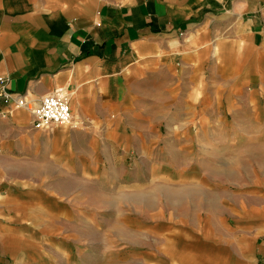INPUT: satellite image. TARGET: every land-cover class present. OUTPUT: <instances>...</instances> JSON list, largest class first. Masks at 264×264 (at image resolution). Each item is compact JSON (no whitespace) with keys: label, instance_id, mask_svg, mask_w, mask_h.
Here are the masks:
<instances>
[{"label":"crops","instance_id":"obj_1","mask_svg":"<svg viewBox=\"0 0 264 264\" xmlns=\"http://www.w3.org/2000/svg\"><path fill=\"white\" fill-rule=\"evenodd\" d=\"M0 78V90L34 105L61 92L73 116L67 128L38 129L27 108L0 96V264H34L33 205L45 207L68 179L70 190L79 179L126 186L129 154L141 158L142 142L158 143L157 122L142 131L140 96H197L190 114L214 95L231 114L176 126H264L254 117L264 110V0H0ZM189 132L167 138L189 161L162 173L165 203L156 196L144 228L136 217L132 236L120 232L134 239L135 264H264V177H255L264 176V152L255 166L252 136H215L246 162L209 173L245 179L203 183L194 160L206 136ZM154 172L146 184L159 192ZM139 179L129 186L141 191Z\"/></svg>","mask_w":264,"mask_h":264},{"label":"rangeland","instance_id":"obj_2","mask_svg":"<svg viewBox=\"0 0 264 264\" xmlns=\"http://www.w3.org/2000/svg\"><path fill=\"white\" fill-rule=\"evenodd\" d=\"M196 97L187 94L140 96L143 113L141 117L142 131L150 130L145 125V121L150 120L152 124L157 122L159 141L148 145L142 142L141 145L147 151L146 154H142L141 158H138L137 153L135 159L134 153L129 154L131 156L127 157L126 166L132 170V173L125 175L126 186H111L109 190L102 188L106 185L101 179L98 182L79 179L77 190H70V180L68 179L66 183H62V186L66 188L61 191L47 192L44 198L45 207L37 205L31 207L30 212L34 219L29 224L31 245L29 249L34 264H135L134 258H132L134 239L128 238V235H133L134 227H136L134 221L142 217L144 228V224L148 222L146 221L147 214H149V205L153 203V198L159 195L158 201L162 204L165 203V189L169 181L165 180L162 173H165L167 168H182L184 162L189 161L183 160L180 154L175 153V149L172 152L170 148L172 144L167 142V138L171 135L185 134V131L188 130L190 135L202 133L206 136V143L203 144L204 151L196 154L195 158L198 156L199 158L194 160L206 171L204 179L201 178L203 183L209 184L215 181L230 183L234 181L231 180L232 178L244 181V174L209 173L211 168L216 171H224L233 167L240 168L245 164L246 159L241 158L240 154L234 155L231 149H224L225 145L219 148L221 144L217 143L215 136L229 135L232 130H236L239 135L253 137V162L255 166L260 165L259 162L263 157L262 152H264V126L256 125L248 128L206 126L200 128L172 125L177 122V119L183 118L204 117L207 120L222 117L231 118L229 111L221 109L222 104L215 103L219 101L214 95H206L205 111L199 112L202 115H199L198 111L188 114L187 108L197 105ZM262 100L264 101V96H262ZM255 109H258L257 106ZM254 117L264 121V110L257 114L254 113ZM68 125L57 124L56 127L67 128ZM153 130L154 127H152ZM81 144L82 142L78 140L77 145ZM171 155L173 156L171 157ZM232 156L234 158H231ZM247 161L250 162L249 159ZM140 168L142 169L141 175L137 174ZM150 168H152V175ZM154 171L157 173L155 179H157L159 192L149 189V185L146 184L150 182V178L155 177ZM255 177L261 181L264 176L258 174ZM138 179L142 184L141 191L134 190L129 186L133 180ZM60 194H62L61 198L58 196ZM151 194L153 196H150ZM204 208L201 207V210L203 211ZM159 209L161 208L159 207ZM128 218H131L132 221H127ZM120 220L123 222H119ZM15 225L17 224L15 223ZM120 232L127 234L128 237H121ZM146 241L148 240L143 239V242Z\"/></svg>","mask_w":264,"mask_h":264},{"label":"built area","instance_id":"obj_3","mask_svg":"<svg viewBox=\"0 0 264 264\" xmlns=\"http://www.w3.org/2000/svg\"><path fill=\"white\" fill-rule=\"evenodd\" d=\"M4 79L0 78V83ZM4 103H13L16 107H25L31 114L33 126L38 129L48 130L57 124H72L73 116L67 98L59 91L45 94L38 104H33L22 94H11L0 90Z\"/></svg>","mask_w":264,"mask_h":264}]
</instances>
